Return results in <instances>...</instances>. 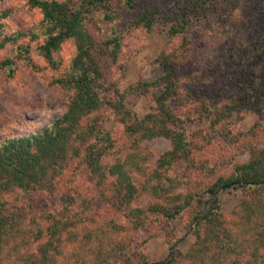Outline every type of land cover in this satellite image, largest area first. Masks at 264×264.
Wrapping results in <instances>:
<instances>
[{"label": "trees", "instance_id": "1", "mask_svg": "<svg viewBox=\"0 0 264 264\" xmlns=\"http://www.w3.org/2000/svg\"><path fill=\"white\" fill-rule=\"evenodd\" d=\"M183 1L189 11L180 7L173 13L162 14L150 6L135 11L136 0H26L29 7L40 12L41 20L30 31L12 33H5L1 22L11 12H0V50L9 46L12 53L1 61L8 78L13 77L16 62L33 70L36 68L29 44L36 42L37 55L55 71L49 84L68 96L64 111L49 127L29 135L0 139V264H7L12 254L18 255L14 256L18 264L56 263L55 253L59 246L55 241L66 231L67 222L52 214L42 215L49 225L46 228L38 223L35 225L37 245L34 250L27 251L28 242L17 228L18 217L8 211L2 193L53 192L58 177L69 165L75 168L76 175H88L89 182L96 186L112 178L117 186L116 206L132 218L133 229L145 226L148 213L172 221L190 207L202 212V216L191 217L196 241L185 256L191 264H264L263 139L256 142L255 130L241 134L238 142L248 147L249 160L236 164L227 177L221 176L200 188L191 170L196 172L199 166H206L208 160H196L192 156L186 130L189 123L203 124L197 130L203 139H231L238 136L230 126L232 115L240 107L256 111V103L264 102V8L258 18L255 17L261 34H252L251 38L246 34L240 37L242 32L224 34L231 42L228 48L219 49L229 58H217L219 53H215L211 73L208 67L201 74L191 70V54L182 44L172 53L158 57L159 73L151 80H139L119 89L117 82L109 80L105 71L107 64H116L124 35L133 29L143 28L150 32L158 20L171 36H177L190 28V19L197 15L201 14L205 29H209V21L218 23L225 15L218 4L226 0ZM230 3L228 0V6ZM124 16L128 18L122 20ZM230 24H233L231 20ZM101 25L108 26L106 37ZM68 40L73 42L74 53L62 68L56 54ZM212 46L218 47L217 42ZM229 66L237 71L231 84L237 93L223 103L222 81L228 83L224 71ZM131 96L145 97L152 111L138 118L127 107ZM173 102L182 110L184 119L173 111ZM105 105L119 117L124 128L139 134L142 140L162 137L169 141L170 148L152 168H147L151 155L135 153L106 166L104 160L113 149L114 140L95 116ZM181 165H185L181 173L184 181L178 178L176 170ZM135 175L141 178L140 187L134 181ZM79 183H75L80 187L76 188V197H60L63 211H70L79 200L86 211H92L84 195L88 187L82 188ZM185 184L190 185L188 192L174 194ZM227 190H239L242 194L229 220L220 212L218 197L220 192ZM141 194L153 199L165 198L168 203L133 206ZM82 196L85 199L82 200ZM198 200L201 203L195 205ZM31 222L34 224V220ZM67 233L74 242L75 235ZM121 253L120 248L113 253L109 264H117L118 255L125 264H135ZM111 259L114 260L111 262ZM102 262L99 264H106V259Z\"/></svg>", "mask_w": 264, "mask_h": 264}, {"label": "rangeland", "instance_id": "2", "mask_svg": "<svg viewBox=\"0 0 264 264\" xmlns=\"http://www.w3.org/2000/svg\"><path fill=\"white\" fill-rule=\"evenodd\" d=\"M230 1L229 6L228 0L218 4L225 15L218 23L214 24L209 21L207 25L209 29L204 28L206 23L201 20L200 14L199 17L197 15L190 19V28L185 33L177 36H171L167 28L158 20L153 24L150 32L143 28H136L125 34L123 48L116 64H107L105 67L108 79L117 82L119 89L139 80H151L159 73L158 57L172 53L181 44L191 54L189 65L191 70L201 74L208 67L211 73L215 53H219L217 58H229L219 49L228 48L231 42L225 38L224 34L242 32L241 36L237 35L238 37H242L243 34L249 37L252 34H261L258 31L256 25L258 21L255 17L258 18L260 11L263 10L264 0H252L251 3L249 0ZM135 4V11L149 6L156 8L162 14L173 13L180 7L181 10L187 8L189 11V7L183 0H136ZM1 11L11 12L8 17L1 20L5 33L30 31L41 20L40 12L29 7L26 0H2L0 2ZM127 18L128 16H124L122 20ZM230 20L233 24H230ZM101 27L104 32L103 36L106 37L108 26L101 25ZM214 42H217L218 47L212 46ZM29 44L31 60L36 68L33 70L23 63L16 62L15 72L11 78H8L5 69L1 67V61L12 55L11 47L7 46L0 50V139L29 135L49 127L64 111L67 104V94L48 82L55 71L51 70L47 63L37 55L36 42H29ZM73 53V42L68 40L56 54V58L61 60L62 68L67 66ZM227 64L229 65L230 62ZM224 74L228 83L225 84L222 81L223 103H227L230 95L237 93L235 86H231L232 80L237 77V71L235 67L229 66ZM172 106L173 111H177L178 116L184 119L182 110L177 108L176 102H173ZM127 107L138 118H143L152 111L151 105L143 96L129 97ZM256 108L257 110L254 111L240 107L232 115L230 126L238 136L228 140L203 139L202 134L197 132L203 124L189 123L186 125L192 156L196 160H208L206 166H199L196 172L191 170L195 182L199 180L197 184L200 188L216 181L221 176L227 177L236 164L249 160L248 147L241 145L244 144L241 143L242 141L238 142L241 134L255 130L256 142L259 143L261 139L264 141V102L256 103ZM95 116L114 140V147L104 160L106 166L117 160H123L130 153H135L142 156L151 155L152 159L148 161L147 168H152L157 159L170 148V143L165 138L142 140L139 134H132L126 127L124 128L119 117L106 105ZM249 138L247 137V140ZM184 167L185 165H181L176 169L181 181H184L181 174ZM76 174L75 168L69 165L58 177L59 180L53 192L2 193L6 208L18 217L17 228L20 230V236L25 237L28 242L27 251L34 250L37 245L35 225L38 223L40 227L46 228L49 223L43 219L42 215L52 214L68 224L66 231L58 235L55 241V244L59 246V251L55 253V264H99L104 263L102 261L105 259L106 264H109L110 256L119 248L122 252L121 256L123 254L128 256L135 264L139 262L144 264H191L185 258L196 241L195 224L194 221L191 222V217L192 215L202 216V212L190 207L172 221L159 214L148 213L145 226L141 229H133L130 224L132 218L127 217L126 212L116 206L117 186L112 178L96 186L93 182H89L88 175ZM78 181L82 188L88 187L84 195L90 201L92 211H86L78 203L79 197V201L73 204L70 211H63L61 207L63 200L60 197H76L78 195L76 188H80L75 186ZM134 181L140 187L141 178L135 175ZM189 190L190 185L185 184L176 189L174 194H185ZM241 195L239 190L219 193L220 212L226 220L230 219V212L241 200ZM85 197L82 196V200ZM158 203L166 205L168 201L165 198L153 199L141 194L136 198L133 206L148 207ZM199 203L201 201L198 200L195 205ZM31 220H34V224ZM67 232L75 235L74 242L68 238ZM14 256L18 255L12 254L8 257L7 264H18ZM112 260L114 259H111V262ZM115 260L117 264H125L119 255Z\"/></svg>", "mask_w": 264, "mask_h": 264}]
</instances>
